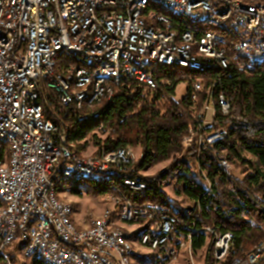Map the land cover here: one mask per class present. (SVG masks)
Masks as SVG:
<instances>
[{"label":"built area","instance_id":"2783aa9c","mask_svg":"<svg viewBox=\"0 0 264 264\" xmlns=\"http://www.w3.org/2000/svg\"><path fill=\"white\" fill-rule=\"evenodd\" d=\"M175 2L185 17L204 15L208 22L228 23L243 31L244 42H236L225 36H194L191 30H181L168 22V15L156 14L151 8L133 10L132 0H13V6H4L0 0V140L14 143L13 167H4L0 157V194L10 196L8 210L0 212V245L13 241L12 221L17 219L16 201L20 189L29 190L25 224H33L34 244L27 255L33 258L46 255L58 264H124L125 239L132 232L113 231L112 208L90 220L92 234L77 233L78 224H73L69 204H63L52 195H44L43 185L54 177L66 173L93 172L104 175L108 169L120 173L133 172L136 160L132 146H120L108 150V157L116 158V165L95 158L78 160L70 152L65 130L67 121L91 118L94 113L71 114L78 110V100L84 89H92V97L108 95L115 100L116 88L132 85L143 92L159 94L161 86L153 72L145 68L144 59L163 60L165 66L172 60H188L190 49H183L172 42V38L154 35L150 16L167 28L182 32L194 44H202L205 63L220 65V72L205 95L201 108L194 112L187 125L182 145L215 151V143L223 138L214 130L217 124L216 111L211 108L215 90L225 81H231L254 66L256 56L264 50V0H164ZM53 29L52 39H44V31ZM67 33H74V42H67ZM217 38H224V45H217ZM70 47V54L86 58H106L100 72H87V68L62 64L69 72H78L82 90L69 91L65 77L53 76L48 66L51 50ZM132 89V88H131ZM204 89L201 81H195L190 91L192 108L196 109ZM162 98L175 99V91L167 90ZM219 110L228 115L231 102L220 92L217 96ZM95 133H108L105 125ZM88 139V137H87ZM99 149H106L99 146ZM107 150V149H106ZM143 155H140L142 157ZM118 159H125V166H118ZM219 165L226 172L231 164L221 159ZM129 179L136 190L146 188L138 179ZM113 196L115 204H125V220L137 223L138 229H150L148 246L158 252L155 264L173 261L178 248L187 250L193 234L202 232L213 245V252L228 254L234 236L231 232L220 233L214 227L197 228L185 225L188 233L178 236L176 225L170 224L171 215H160L157 203L134 205L119 195ZM37 215H50L55 232L66 238V245L53 244L51 234L44 225L37 223ZM12 249V248H9ZM192 255V252H189ZM192 257V256H191ZM264 259V243L256 245L245 262L233 264H258ZM6 262V261H4ZM193 262V261H191Z\"/></svg>","mask_w":264,"mask_h":264},{"label":"trees","instance_id":"16d2710c","mask_svg":"<svg viewBox=\"0 0 264 264\" xmlns=\"http://www.w3.org/2000/svg\"><path fill=\"white\" fill-rule=\"evenodd\" d=\"M150 69L162 87L159 94L143 92L134 85L132 89L120 86L116 88L118 97L114 101L104 98L90 112L85 107L76 111L70 109L71 114L95 112V115L80 121H67L68 141L82 153L80 142L99 125H105L108 136L99 139L95 154L100 152L99 146H104L106 151L120 146H139L144 158L133 172L125 173L123 177L138 179L146 184V188L134 190L120 179L112 181L126 199L140 206L148 203L167 206L177 219V233H188L185 225L192 224L197 228L214 227L220 233L231 232L234 236L231 253L235 255L247 241L262 239L264 233V58L254 61L252 69L216 88L213 105L217 124L214 129L227 130L215 143L214 152L207 149L198 152L194 148L184 150L182 139L194 112L204 102L215 71L195 72L165 65L151 66ZM195 81H201L204 89L197 108L193 109L190 91ZM183 82L187 83V93L181 101L162 98L163 93L175 91ZM220 92L231 102L229 114L225 116L221 114L216 99ZM245 154L253 160H246ZM175 156L178 158L169 171L154 178L138 175L140 170ZM221 159L227 160L233 168H239L238 163L250 167V172L243 178L232 172L228 174L219 165ZM171 176H176L181 193L193 203V208L178 207L163 191L164 181ZM111 184L102 185L104 188L95 191L117 195L109 187ZM70 190L80 194L75 184H70ZM192 236L193 251L206 246L208 237L205 233ZM19 248L22 249L23 245L16 242L12 250ZM26 259H33V264H49L38 255ZM0 262H4L2 257ZM258 264H264V259Z\"/></svg>","mask_w":264,"mask_h":264},{"label":"bare ground","instance_id":"6f19581e","mask_svg":"<svg viewBox=\"0 0 264 264\" xmlns=\"http://www.w3.org/2000/svg\"><path fill=\"white\" fill-rule=\"evenodd\" d=\"M146 5L147 8L155 10L156 14L168 15V22H170L171 25H175L181 30H191V32L194 33V36L221 35L225 36V38H231V40L236 42H244L243 31L239 30V28H236L235 26H229L228 23L208 22V18H206L204 15L190 16V18L185 17L181 14V7L177 6L175 2H164V0H132L133 10H141V7H145ZM4 6H13V0H4ZM150 24L154 35L161 36L162 38H172L173 44L182 47L183 49H190L191 59L197 60L198 62L196 64H190L188 63V60H172L167 63V66L182 67L195 72H205L209 70L215 71V74L220 72V65L205 63V55L202 52V44H194L193 46V39L185 38L182 32L176 31L174 28H167L166 25H162L159 20H157V16H150ZM52 37L53 29H46V31H44V39H52ZM67 42H74V33H67ZM217 45H224V38H217ZM63 57L65 63L70 64V66L87 68V72H100L101 68H104L106 65V58L93 59L86 58V56L83 55L70 54V47H62L51 50V55L48 56V66H50V72L56 77L68 76L67 88L69 91L82 90V83L78 82V72H69V69L64 67L61 62ZM262 58H264V50L262 53L256 56V60H261ZM155 65H165V62H163V60L144 59V66L145 68H149V72H152L150 69L151 66ZM104 98L108 100V95L92 97V89H84L78 100V109L85 107L88 109V112H90L96 105L100 104ZM217 102L219 108V101ZM211 108L215 109L213 101H211ZM100 126L102 125H99L97 128H100ZM68 136L69 131L68 128H66V144L70 152L74 153L75 158H78V160H87L97 156V154L84 155L83 153H80L75 144L69 143ZM5 152H7V154H15L14 143L6 144V140H0V157H5ZM99 157L100 161H106L107 165H116V158L108 157V151L105 149H100ZM13 164L14 157L4 158V167H13ZM118 166H125V159H118ZM123 175L124 174L120 173L118 169H108V171H105L103 176L93 172H84L78 175L66 173L62 176L54 177V179L50 182H46L45 185H43V192L44 195L53 194L54 199H59L55 185L60 182H63L64 184L84 183L87 186L90 184L109 185L112 183L109 187H111L113 191L117 192V188L119 187L116 185V183L114 184L112 182L114 179H120L125 186H129L130 189L136 190V187H134L132 183H129V179H125ZM119 195L126 199L124 193L120 189ZM27 199H29V190L20 189L19 201H16L17 219L12 221L11 224V234L14 235L13 241H9V247L8 244L0 245V257H2L5 261L9 260V258L6 256V250L14 246L16 242L22 243L23 248L21 250L22 255L25 258L28 257L27 253L34 244L33 224H25L23 226V222H26L27 217V206L24 205V202H27ZM59 201L63 204H69L71 220H73V224H77L73 219L74 209L72 203L66 199H59ZM9 204L10 196H4L0 194V212L1 210H8ZM157 206H160V215L169 214L172 216L170 217V224H177V219L173 214L170 213V210L167 206L160 203H157ZM123 212H125V204H115L112 209V221H114L113 231H117L118 233L129 232L124 227L120 226V223L137 224L125 220ZM37 223H42V225L45 227V230H47V234H51V240L53 244L66 245V238H60V233L55 232L54 220L50 219V215H37ZM77 233L92 234V224L89 223V226L83 228L78 225ZM148 237H150V229H143V235L140 238L142 245L148 246V242H146L148 241ZM125 246L126 249H131L133 253L124 254V264H131L132 258L141 257L138 251L134 249L132 238L125 239ZM148 247L156 249V247ZM184 249L185 248H178V250L174 253L173 259H176L180 255V251ZM187 249L188 251L192 252L193 249L191 243H187ZM215 253L218 259H222L226 256V254L220 255V252ZM38 256H40L45 262L49 264H58L57 262L50 260L46 255ZM166 263L168 262H165L164 264Z\"/></svg>","mask_w":264,"mask_h":264},{"label":"rangeland","instance_id":"374dc122","mask_svg":"<svg viewBox=\"0 0 264 264\" xmlns=\"http://www.w3.org/2000/svg\"><path fill=\"white\" fill-rule=\"evenodd\" d=\"M186 93H187V83L186 82L180 83L175 90V99L181 101L186 96ZM227 128H229V126ZM226 130L227 129H220L216 131H220L224 136ZM94 134L97 136L96 138L92 137ZM107 136L108 133H104V134L95 133L92 130L87 135L88 139L86 137L85 140H82V142H80L81 151H83L82 153L84 155L95 154L98 148L97 143L99 139L104 140ZM182 147L184 150L189 149V148H185L183 145ZM132 148L135 155H137L138 157L133 163L132 168L135 169V167L141 163L142 159L144 158V154L139 146H132ZM140 155L143 156L140 157ZM177 158L178 156H175L174 158H170L168 160L158 162L149 168L140 170L138 172V175L149 178L157 177L164 171H169V169L172 168L173 161ZM244 158L250 161L253 160V158L248 154H245ZM238 167L239 168L231 167L229 173L232 172L237 176H239L240 178H243L248 172H250V167L247 166L245 167L239 163H238ZM70 184L71 183L64 184L63 182L56 184L55 187L57 190V196L59 197V199H66L69 202H71L73 209L77 211L78 218L88 226L92 218L99 217L106 209H110V208L113 209L114 207L113 196L115 194L112 192L104 193V192L95 191L97 188H104L102 185L93 184L88 187L84 183H77L75 184V186L80 191V194H74L70 190ZM163 191L166 193L168 197H170L172 202L175 203L178 207L185 209H191L194 207L193 203L181 193V188L177 183L176 176H171L167 179V181H164ZM62 194H65V196H62ZM73 219H74V215H73ZM124 225H127V228L129 229L128 230L125 228L127 231L132 232L134 249L138 251L141 257L143 256L142 258L140 257L141 259L132 258L131 264H155V260L157 259L158 256V252L156 251V249L142 245L140 242V238L143 235V229L137 230L138 228L137 224L120 223V226L124 227ZM136 230L137 232H134ZM134 233L137 234L135 235ZM182 234L184 233L179 232L178 236H182ZM260 243H264V233L262 239H258V240L254 239L247 241L244 245V248L241 251H239L237 254L232 255L231 247H230L228 254H226V256L223 257L222 259H218L216 257V253L213 252V245L211 241L207 240L206 246L201 250L198 251L192 250V255L189 254L190 251H188V249L181 250L180 255L176 259H173V261H169L166 264H233L236 261L245 262V260L248 257H250V252L252 251V249ZM13 247L14 246H12L11 248ZM6 256L9 258V260H7L6 262H0V264H33L32 263L33 259H26L22 255L20 248L19 250L7 249Z\"/></svg>","mask_w":264,"mask_h":264},{"label":"crops","instance_id":"0c3cea01","mask_svg":"<svg viewBox=\"0 0 264 264\" xmlns=\"http://www.w3.org/2000/svg\"><path fill=\"white\" fill-rule=\"evenodd\" d=\"M62 196H65V194H62ZM75 211V210H74ZM74 220H75V222L79 225V226H81V227H86V226H88L87 224H85V223H83L79 218H78V214H77V211H75L74 212ZM124 228H126V229H128L127 228V225H124ZM138 229V228H137ZM129 230V229H128ZM134 232H137V230L136 231H134ZM139 248V247H138ZM143 257V256H142ZM141 257V258H142ZM140 258V259H141Z\"/></svg>","mask_w":264,"mask_h":264}]
</instances>
